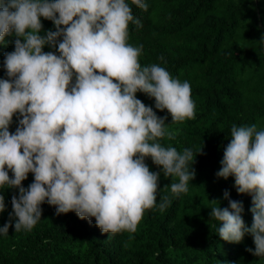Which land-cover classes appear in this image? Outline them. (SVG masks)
<instances>
[{
  "label": "clouds",
  "instance_id": "clouds-1",
  "mask_svg": "<svg viewBox=\"0 0 264 264\" xmlns=\"http://www.w3.org/2000/svg\"><path fill=\"white\" fill-rule=\"evenodd\" d=\"M132 6L148 10L146 0H0V46L15 37L0 78V190H18L0 235L31 231L45 202L56 215L94 218L102 233H135L146 211H165L189 191L203 142L194 152L163 141L179 135L171 125L196 118L191 85L160 64L140 63L143 45L129 43V26L143 24ZM42 18L55 30H44ZM138 92L154 98V108ZM161 174L175 180L165 186L171 197L159 195ZM215 176L232 177L237 194L251 197L250 226L228 190L227 207L209 200L219 237L240 243L250 235L255 247L245 250L264 259V128L233 123Z\"/></svg>",
  "mask_w": 264,
  "mask_h": 264
},
{
  "label": "trees",
  "instance_id": "trees-1",
  "mask_svg": "<svg viewBox=\"0 0 264 264\" xmlns=\"http://www.w3.org/2000/svg\"><path fill=\"white\" fill-rule=\"evenodd\" d=\"M146 3V12L132 6L143 27L129 26V43L143 45L142 65L160 64L174 77L187 80L196 104V118L171 125L179 129V135L174 141H163L179 151L188 147L194 152L203 142L204 154L195 157L196 175L189 191L172 197L165 211L158 207L146 211L135 233H102L94 218L82 220L74 212L56 215L55 207L45 202L41 220L31 231L15 232L10 227L7 236L0 235V264H264V259L245 250H254L250 235L240 243L225 242L217 233L220 225L209 217V200L227 207L223 192L228 190L230 199L243 202L246 225L252 222L251 197L237 194L232 177L218 179L215 173L233 123L264 128V0ZM42 24L44 30H55L51 21L42 18ZM14 39L6 36V45L0 46V78H5L4 53L14 50ZM43 50L53 49L45 46ZM161 56L164 61L158 59ZM136 96L154 108V98L140 92ZM154 111L171 122L166 110ZM16 126L14 116L10 132ZM145 162L152 171H159L150 158ZM33 178L29 173L22 185L27 188ZM172 182L174 178L161 174L160 196L171 197L165 186ZM0 194L5 201L2 227L18 190L6 188Z\"/></svg>",
  "mask_w": 264,
  "mask_h": 264
}]
</instances>
